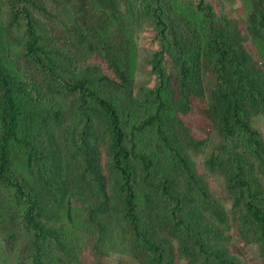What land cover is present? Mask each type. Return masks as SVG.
<instances>
[{
    "label": "trees",
    "instance_id": "trees-1",
    "mask_svg": "<svg viewBox=\"0 0 264 264\" xmlns=\"http://www.w3.org/2000/svg\"><path fill=\"white\" fill-rule=\"evenodd\" d=\"M242 4L244 30L218 0H0V253L81 264L89 240L139 264H247L235 229L264 260V0ZM144 21L156 81L137 92L123 37ZM207 148L229 210L193 160Z\"/></svg>",
    "mask_w": 264,
    "mask_h": 264
},
{
    "label": "rangeland",
    "instance_id": "rangeland-1",
    "mask_svg": "<svg viewBox=\"0 0 264 264\" xmlns=\"http://www.w3.org/2000/svg\"><path fill=\"white\" fill-rule=\"evenodd\" d=\"M193 1V0H184ZM218 3L222 9L224 15L229 19L236 21L240 27L245 28V9L242 4V0H218ZM124 39V45L129 52L130 59L133 65V77L136 81V91L141 89L148 91L155 85V77L152 74V66L150 61L153 54L157 50V44L154 40L153 27L149 22L144 21L141 24L132 23L129 28H126ZM209 89L206 92V97L196 107L197 116V129L200 133H204L211 138V145L213 146L217 141V135L213 133L212 123L209 117L208 105L211 98V86L212 83L209 80ZM254 124L257 129L260 130L264 138V117L258 116L254 120ZM210 149L194 154L193 160L196 163L197 170L205 177L208 183L209 189L216 198L221 200L222 204L227 210L231 208L232 201L227 195L224 179L220 175H214L207 171L205 167V160L209 154ZM76 206L80 207V204L76 202ZM235 229L232 233L231 250L239 256L247 264H264V260L259 251L257 244L246 241L236 236ZM3 236L0 235V241ZM10 258L4 253H0V262L2 264H12ZM81 264H139V262L130 258L127 255L116 252H104L101 249L96 248V244L93 245L89 240L84 246L82 251Z\"/></svg>",
    "mask_w": 264,
    "mask_h": 264
}]
</instances>
